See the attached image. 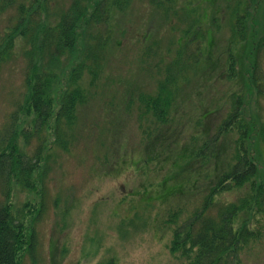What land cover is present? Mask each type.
Returning a JSON list of instances; mask_svg holds the SVG:
<instances>
[{
    "label": "rangeland",
    "instance_id": "obj_1",
    "mask_svg": "<svg viewBox=\"0 0 264 264\" xmlns=\"http://www.w3.org/2000/svg\"><path fill=\"white\" fill-rule=\"evenodd\" d=\"M72 1L57 0L56 6L67 8ZM119 3L125 8L114 11L112 45L98 90L79 110L69 152L55 148L50 153L40 192L20 187L13 192V213H25L28 204L39 216L30 230L33 248L22 264H185L170 250L172 232L165 224L166 213L185 204L186 218L203 195L186 203L173 201L172 194L196 188L200 172L194 164L195 152L238 104L246 124L254 126L247 145L258 166V181L264 184V145L259 132H253L264 128V79L260 92L253 84L255 69L264 76V0ZM238 11L247 15L243 43L233 26ZM182 17L196 18L209 42L194 70L178 81L181 88L173 109L177 121L172 130L177 129L180 141L170 149L163 144V131L155 147L146 149L142 131L153 135V129L145 124L140 129L138 97L155 93L164 69L175 58L187 28ZM5 27L6 20H0V37ZM87 41L86 36L81 38L77 49L58 66L60 79L82 59ZM18 44L22 45L20 40ZM230 55L236 59L235 78L227 77ZM26 68L19 49L0 72V131L24 102ZM197 126L206 130L210 126L212 132H199ZM223 142L221 148L228 149L233 138ZM35 146L33 141L28 152ZM229 157L230 153L218 162L226 163ZM43 169L44 165L40 172ZM208 174L203 175L204 186ZM240 264H264V236L248 245Z\"/></svg>",
    "mask_w": 264,
    "mask_h": 264
},
{
    "label": "trees",
    "instance_id": "obj_2",
    "mask_svg": "<svg viewBox=\"0 0 264 264\" xmlns=\"http://www.w3.org/2000/svg\"><path fill=\"white\" fill-rule=\"evenodd\" d=\"M119 2L73 0L69 7L58 8L57 0H0V20H6L0 37V72L19 49L27 60L24 102L0 131V264H22L25 253L33 248L34 234L30 230L39 217L34 215L37 209L26 204L25 213H13V192L18 187L40 192L50 153L55 148L69 152L79 110L95 98L98 90L112 45L114 11L125 8ZM234 15L235 35L243 43L247 15L243 11ZM182 18L187 28L175 58L164 69L155 93L138 97L140 129L144 124L153 129V135L150 130L142 131L146 149L155 147L163 131V144L170 149L180 141L177 129L172 130L177 121L173 109L181 88L178 81L194 70L203 58L206 40L209 42L196 18ZM84 36L88 45L82 59L60 79L58 66L77 49ZM235 66L236 59L230 55L228 78L236 77ZM262 75L258 68L254 70L253 84L259 92ZM197 127L204 133L210 129ZM253 128L246 124L236 105L195 152L194 164L200 172L196 188L190 193L182 190L172 194L176 195L173 201L186 203L203 195L201 204L186 218L185 204L171 207L166 213L165 224L172 232L170 250L185 264H240L248 245L264 236V184L258 181V166L247 145ZM254 131L259 132V141L264 145V128ZM229 137L233 138L232 146L222 149ZM33 141L36 146L30 153ZM229 153V161L220 163ZM205 174L208 182L204 186ZM232 194H237L236 200L228 201Z\"/></svg>",
    "mask_w": 264,
    "mask_h": 264
}]
</instances>
